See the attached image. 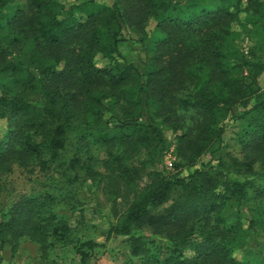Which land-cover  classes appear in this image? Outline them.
<instances>
[{
  "label": "trees",
  "instance_id": "1",
  "mask_svg": "<svg viewBox=\"0 0 264 264\" xmlns=\"http://www.w3.org/2000/svg\"><path fill=\"white\" fill-rule=\"evenodd\" d=\"M15 1L0 0V178L17 166L104 182L116 219L106 239L128 237L142 264H251L237 253L264 233V0H24L13 12ZM238 29L252 39L241 57L231 49ZM229 122L242 159L179 177L142 160L166 129L191 170L223 149ZM97 151L101 169L90 162ZM56 204L48 193L16 202L0 246L67 242ZM145 229L150 237L137 234ZM73 244L80 264L101 246Z\"/></svg>",
  "mask_w": 264,
  "mask_h": 264
},
{
  "label": "rangeland",
  "instance_id": "2",
  "mask_svg": "<svg viewBox=\"0 0 264 264\" xmlns=\"http://www.w3.org/2000/svg\"><path fill=\"white\" fill-rule=\"evenodd\" d=\"M71 1V0H68ZM26 6L24 0H17L11 5L14 12ZM157 23L151 21L146 29L148 33L147 47L152 46L153 40L158 38ZM231 45L234 51L247 55L252 46V39L243 29H238ZM125 50V49H124ZM127 53V50L124 51ZM143 51L141 57H146ZM237 57V55H236ZM247 81H250L249 69L242 72ZM6 78V77H5ZM5 78H3L5 80ZM261 87H264V73L258 79ZM238 125L229 122L224 136L225 146L214 156L205 155L197 162L191 170L182 169L180 160L176 154L177 139L170 130H164V141L160 145H155V155L142 158L148 161L149 171L162 172L169 177L185 176L198 167H215L219 160H229L230 158L242 159L241 147L236 139ZM2 127L0 128V138L2 137ZM102 151H97V157H91V163L95 168L101 169ZM68 154V153H67ZM72 155L62 157L68 161ZM87 159L89 157H86ZM172 163V167L168 164ZM64 169V168H62ZM62 169L51 172L48 175L37 170H27L15 167L10 173L0 178V223L8 220L13 205L19 200L29 196L31 198L43 199L46 193L53 194L57 199L54 212L58 220L63 221L70 229V237L67 242L56 244L49 251H44L38 244L26 237H22L16 243H5L0 246V264H80V256L77 255L73 243L93 241L100 247L91 254L87 264H142L138 257L131 253V243L128 237H112L107 240L108 231L112 224L116 222L113 217L112 203L103 194L105 183L94 185L90 179H84L83 173L79 172L80 179L73 184L64 183ZM256 185H261L262 177H250ZM61 180H63L61 182ZM147 182V177H144ZM249 215V209L243 210ZM137 234L147 238L150 237L148 230L138 231ZM73 241L72 243L70 242ZM76 245V244H75ZM75 247V248H74ZM238 259L248 263L264 264V233L257 232L246 239L243 248L237 253Z\"/></svg>",
  "mask_w": 264,
  "mask_h": 264
},
{
  "label": "built area",
  "instance_id": "3",
  "mask_svg": "<svg viewBox=\"0 0 264 264\" xmlns=\"http://www.w3.org/2000/svg\"><path fill=\"white\" fill-rule=\"evenodd\" d=\"M168 166H169V167H172V163L170 162V163L168 164Z\"/></svg>",
  "mask_w": 264,
  "mask_h": 264
}]
</instances>
